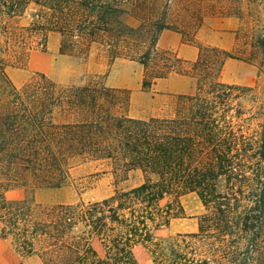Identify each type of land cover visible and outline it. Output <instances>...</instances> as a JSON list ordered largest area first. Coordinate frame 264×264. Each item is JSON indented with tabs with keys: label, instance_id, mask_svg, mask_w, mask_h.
Listing matches in <instances>:
<instances>
[{
	"label": "trees",
	"instance_id": "obj_1",
	"mask_svg": "<svg viewBox=\"0 0 264 264\" xmlns=\"http://www.w3.org/2000/svg\"><path fill=\"white\" fill-rule=\"evenodd\" d=\"M170 3L0 0V222L22 258L143 264L138 253L146 251L150 264H264V122L251 133L241 101L253 88L221 80L234 58L225 50L190 40L200 54L189 62L158 47L165 30L185 35L170 22ZM26 16L29 25H14ZM50 33L62 36L61 53L78 57L107 39L112 59L145 67L144 91L174 74L195 91L180 94L174 117L143 120L128 114L130 91L109 87L107 75L64 87L41 73L18 88L5 55L25 64L31 37L46 42ZM105 160L116 175L141 172L143 182L92 203L7 198L14 188H62L75 164ZM189 194L205 208L198 232L158 238L185 217Z\"/></svg>",
	"mask_w": 264,
	"mask_h": 264
},
{
	"label": "rangeland",
	"instance_id": "obj_2",
	"mask_svg": "<svg viewBox=\"0 0 264 264\" xmlns=\"http://www.w3.org/2000/svg\"><path fill=\"white\" fill-rule=\"evenodd\" d=\"M170 2V22L185 32L183 36L186 41L195 40V35L202 29V37L210 46L225 50L234 57L227 60L221 80L230 85L253 88V91L243 93L241 101L250 132L258 134L264 122V0ZM29 21L26 16L14 25L26 26ZM125 21L133 26L137 24L130 16L125 17ZM42 39L41 34L31 37L32 50L25 64L18 65L19 62L5 55L10 63L7 73L18 88L41 73L64 87L83 86L95 76L107 75V81L111 67L116 66L114 79L121 85L129 86L121 89L131 93L132 102L128 114L143 120L174 117L180 93L195 91L193 81L189 80L187 88L175 79L176 76L172 77L170 86L166 81H159L152 89L144 91L142 82L145 67L128 57L112 59L107 39H99V42L92 44L87 57L61 53L62 36L58 33H50L46 42ZM157 64L160 65L159 61L155 62L153 68ZM170 88L174 91L171 92ZM142 182L143 175L139 171L131 172L125 178L124 175H116V166L110 160L87 161L71 168L67 184L62 188H39L34 191L30 188L26 191L14 188L7 192V198L11 202L20 198L33 199L34 203L42 206L92 203L108 199ZM182 203L185 217L174 219L170 226L160 229L156 234L158 238L198 232L199 217L205 212L202 202L197 195L189 194L182 198ZM138 255L143 264H150V254L140 251ZM21 261L24 264H44L38 256L22 258L15 250L13 238L3 237V224L0 222V264H19Z\"/></svg>",
	"mask_w": 264,
	"mask_h": 264
},
{
	"label": "crops",
	"instance_id": "obj_3",
	"mask_svg": "<svg viewBox=\"0 0 264 264\" xmlns=\"http://www.w3.org/2000/svg\"><path fill=\"white\" fill-rule=\"evenodd\" d=\"M195 39L204 45H209L205 39H203L202 37V29L198 31L197 35H195ZM58 41V38H57ZM158 47L164 49V50H169V51H173L175 52L180 58L189 61V62H195L200 54V50L199 48L194 45L189 43L188 41L185 40L184 36L180 33L171 31V30H165L163 31V33L160 36L159 39V43H158ZM56 48H57V44H56ZM116 71V66H112L111 67V71H110V75L106 81L107 85L111 88H117V89H121V87H126L127 85H121L120 83H118L115 79H114V73ZM175 77L176 80L180 81L183 83V85L189 86V80L186 77L180 76V75H171L169 78L167 79H160L159 81H166L167 85H171L172 77ZM171 78V79H170ZM174 79V78H173ZM191 81V80H190ZM157 82L153 85L156 86ZM129 87V86H127ZM132 89V88H131ZM171 92L174 91L173 88H170ZM176 89V88H175ZM134 91V89H132ZM190 93V92H188ZM186 92L184 93H180V94H188ZM169 118V117H167Z\"/></svg>",
	"mask_w": 264,
	"mask_h": 264
}]
</instances>
